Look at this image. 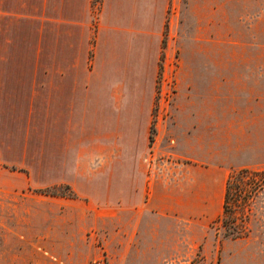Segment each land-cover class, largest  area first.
I'll return each instance as SVG.
<instances>
[{
    "label": "rangeland",
    "instance_id": "obj_1",
    "mask_svg": "<svg viewBox=\"0 0 264 264\" xmlns=\"http://www.w3.org/2000/svg\"><path fill=\"white\" fill-rule=\"evenodd\" d=\"M119 19L127 30L135 22L140 31L138 96L143 105L151 101L153 118L172 117L176 102L196 98L203 87L207 112L216 108L217 119L207 118L204 130L184 121V134L174 133L181 145L175 148L173 140L166 152L154 148L152 123L149 140L140 141L137 151L119 152L118 122L111 117L109 168L94 174H109L114 195L104 199L105 185L81 189L96 197L91 211L104 205L114 215L86 218L80 232L48 230L53 224H75L76 230L79 207L58 198L66 195L45 193L69 187L38 183V120L30 137V101L22 84L33 75L32 66L52 64L69 38L79 63H100L109 26ZM198 70H204L200 84ZM110 75L117 79V69ZM203 137L204 158L197 162ZM123 166L135 168L138 177L142 166L151 169L163 184L171 172L183 177L190 191L188 220L157 213L136 220L133 211L119 218L112 205ZM241 168L264 170V0H0V264H90L101 255L107 264H264L263 179L246 183L240 203L230 200L225 218L243 235L224 237L217 221L226 177Z\"/></svg>",
    "mask_w": 264,
    "mask_h": 264
},
{
    "label": "crops",
    "instance_id": "obj_2",
    "mask_svg": "<svg viewBox=\"0 0 264 264\" xmlns=\"http://www.w3.org/2000/svg\"><path fill=\"white\" fill-rule=\"evenodd\" d=\"M135 25L134 22L133 31L127 30L123 20L119 19L109 26L110 32L103 40L105 54L98 64L97 59L92 65L87 64L85 59L83 63H79L72 38L64 40L54 52L53 63L32 66L30 72L33 75L22 84V94L30 101V137L34 135L35 118L38 120V183L43 186H68L73 195L58 198L67 205L76 204L79 207L75 210L76 230H73L75 224H69L70 228L53 224L48 226V230L80 232L86 227V218H111L114 215L113 211L102 210L104 205L91 211L89 207L96 197L81 189V186L88 184L105 185L102 192L104 199L109 200L114 195L109 188V174H94V170L109 168L107 159L111 148L115 146L111 142V117H115L118 122L116 136L119 152H130L131 147L136 150L140 141L147 142L152 123L154 148L156 151L159 149V152H166L173 140H176L175 148L181 145L174 138V133L177 130L184 134V121L196 123V128L204 130L207 118L217 119L216 108L207 112L203 87L201 95L196 98L189 97L182 103L176 102L172 117L165 116L163 119L162 114H156L153 118L151 101L143 105L141 97L138 96L141 85L142 47L140 31L136 34ZM181 67L184 68L183 65ZM115 68L118 78L112 81L110 72ZM197 72L200 84V79L204 81V70ZM200 72L203 74L200 75ZM113 110H116V114ZM202 139V153L197 157V162L203 161L204 158V137ZM222 144V140L216 142V160L221 150L219 145ZM94 160L97 161L96 164H93ZM120 170L117 204L112 205L117 208L119 218L125 216L127 211H133L136 220L143 213H157L162 217L188 220L190 191L181 184L183 177H175L171 172L163 184L162 178L143 166L141 177L137 176L135 168L127 170L126 166H123ZM32 175L31 171L30 179ZM85 197L88 201L82 199ZM62 247L71 248L66 244ZM69 256L67 254V257Z\"/></svg>",
    "mask_w": 264,
    "mask_h": 264
},
{
    "label": "trees",
    "instance_id": "obj_3",
    "mask_svg": "<svg viewBox=\"0 0 264 264\" xmlns=\"http://www.w3.org/2000/svg\"><path fill=\"white\" fill-rule=\"evenodd\" d=\"M150 140H152V136H150ZM258 177L264 180V170L255 171L250 168H241L238 170L231 171L226 177L225 185H224L222 212L219 215V217H217V221L220 223L221 227L223 228L224 237L237 238L240 235H243V233L236 228L237 224L232 220L229 219L227 220L225 217L226 214L231 211L230 208L231 201L235 200L238 201L239 203L243 201L247 192L245 188L246 183H248L249 180L251 181L256 180ZM64 188L67 189L68 186H65ZM45 193L61 194L66 196L73 195L71 190L69 192H60V190L57 191L45 190ZM244 205H246V200H244L243 202L242 205L243 208Z\"/></svg>",
    "mask_w": 264,
    "mask_h": 264
},
{
    "label": "built area",
    "instance_id": "obj_4",
    "mask_svg": "<svg viewBox=\"0 0 264 264\" xmlns=\"http://www.w3.org/2000/svg\"><path fill=\"white\" fill-rule=\"evenodd\" d=\"M90 264H107V258L104 255H101L100 257L91 260Z\"/></svg>",
    "mask_w": 264,
    "mask_h": 264
}]
</instances>
